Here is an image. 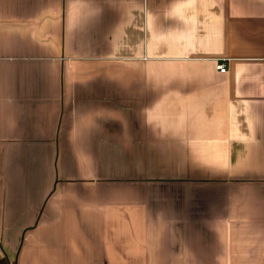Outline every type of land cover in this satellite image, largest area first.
Instances as JSON below:
<instances>
[{
	"label": "crops",
	"instance_id": "crops-1",
	"mask_svg": "<svg viewBox=\"0 0 264 264\" xmlns=\"http://www.w3.org/2000/svg\"><path fill=\"white\" fill-rule=\"evenodd\" d=\"M0 257L264 264V0H0Z\"/></svg>",
	"mask_w": 264,
	"mask_h": 264
},
{
	"label": "built area",
	"instance_id": "built-area-1",
	"mask_svg": "<svg viewBox=\"0 0 264 264\" xmlns=\"http://www.w3.org/2000/svg\"><path fill=\"white\" fill-rule=\"evenodd\" d=\"M216 68L220 71V72H224L226 70L224 64H217Z\"/></svg>",
	"mask_w": 264,
	"mask_h": 264
},
{
	"label": "trees",
	"instance_id": "trees-1",
	"mask_svg": "<svg viewBox=\"0 0 264 264\" xmlns=\"http://www.w3.org/2000/svg\"><path fill=\"white\" fill-rule=\"evenodd\" d=\"M0 264H9V262L4 257H0Z\"/></svg>",
	"mask_w": 264,
	"mask_h": 264
}]
</instances>
